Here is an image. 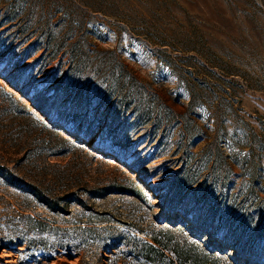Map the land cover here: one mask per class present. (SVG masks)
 Masks as SVG:
<instances>
[{"label": "rangeland", "instance_id": "rangeland-1", "mask_svg": "<svg viewBox=\"0 0 264 264\" xmlns=\"http://www.w3.org/2000/svg\"><path fill=\"white\" fill-rule=\"evenodd\" d=\"M152 236L264 264V0H0V264Z\"/></svg>", "mask_w": 264, "mask_h": 264}, {"label": "trees", "instance_id": "trees-1", "mask_svg": "<svg viewBox=\"0 0 264 264\" xmlns=\"http://www.w3.org/2000/svg\"><path fill=\"white\" fill-rule=\"evenodd\" d=\"M127 193L134 194V195H141V192L138 190H134V188H127L125 190ZM138 191V192H137ZM135 239V237H134ZM141 243L144 242V239L137 238ZM136 240L137 242H139ZM152 240L158 243V247L155 245L149 243V242H144L143 245L146 246L144 250H139L140 248H133V250L141 254L146 260L152 262V264H172L175 260L183 263V262H188V263H194L195 261H202L203 260L199 257H202L203 253L200 254H195V253H190L187 252L183 248H179L177 245L171 244L169 246L167 242H161L160 239L156 238L155 236H152ZM168 249V250H166Z\"/></svg>", "mask_w": 264, "mask_h": 264}]
</instances>
